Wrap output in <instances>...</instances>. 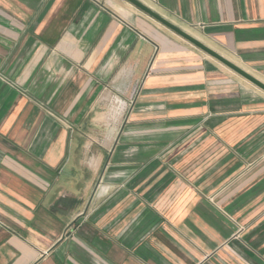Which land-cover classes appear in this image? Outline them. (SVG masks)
<instances>
[{
  "label": "crops",
  "instance_id": "1",
  "mask_svg": "<svg viewBox=\"0 0 264 264\" xmlns=\"http://www.w3.org/2000/svg\"><path fill=\"white\" fill-rule=\"evenodd\" d=\"M264 83V0H138ZM0 264H264V92L127 3L0 0Z\"/></svg>",
  "mask_w": 264,
  "mask_h": 264
},
{
  "label": "water",
  "instance_id": "2",
  "mask_svg": "<svg viewBox=\"0 0 264 264\" xmlns=\"http://www.w3.org/2000/svg\"><path fill=\"white\" fill-rule=\"evenodd\" d=\"M125 1L130 5L134 6L135 8H137L138 10H140L141 12H143L144 14H146L147 16L156 20L157 22H159L160 24H162L163 26H165L166 28H168L169 30L180 36L188 43L198 48L199 50L203 51L208 56L218 61L219 63H221L222 65H224L225 67H227L228 69H230L231 71H233L234 73H236L237 75H239L240 77H242L243 79H245L246 81H248L249 83H251L252 85H254L255 87H257L258 89L264 92L263 82H261L260 80H258L257 78H255L254 76L243 70L242 68L238 67L237 65H235L234 63H232L231 61H229L228 59H226L225 57H223L213 49L209 48L208 46L200 42L198 39L194 38L190 34L181 30L176 25L172 24L162 16L158 15L156 12H154L152 9L144 5L142 2L138 0H125Z\"/></svg>",
  "mask_w": 264,
  "mask_h": 264
},
{
  "label": "rangeland",
  "instance_id": "3",
  "mask_svg": "<svg viewBox=\"0 0 264 264\" xmlns=\"http://www.w3.org/2000/svg\"><path fill=\"white\" fill-rule=\"evenodd\" d=\"M100 1L108 4L111 7H114L115 9H118L121 5L127 6V2L125 0H100Z\"/></svg>",
  "mask_w": 264,
  "mask_h": 264
}]
</instances>
